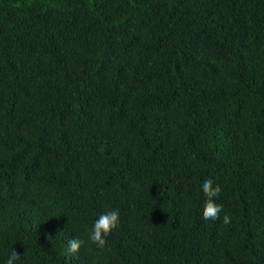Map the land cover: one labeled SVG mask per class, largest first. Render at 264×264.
I'll use <instances>...</instances> for the list:
<instances>
[{
	"label": "trees",
	"instance_id": "trees-1",
	"mask_svg": "<svg viewBox=\"0 0 264 264\" xmlns=\"http://www.w3.org/2000/svg\"><path fill=\"white\" fill-rule=\"evenodd\" d=\"M206 179L230 224L202 218ZM13 249L264 264V0H0V264Z\"/></svg>",
	"mask_w": 264,
	"mask_h": 264
},
{
	"label": "clouds",
	"instance_id": "clouds-1",
	"mask_svg": "<svg viewBox=\"0 0 264 264\" xmlns=\"http://www.w3.org/2000/svg\"><path fill=\"white\" fill-rule=\"evenodd\" d=\"M201 191L206 197L202 208V218L212 221L222 219L224 225L230 224L231 217L226 213L221 217L223 206L215 202L221 192V187L214 185L212 179H206L201 184ZM119 219L120 214L118 210H110L102 213L94 222L91 232L88 235V241L95 244L97 248L103 249L106 246V238L118 227ZM85 243V240L77 237L68 240L67 253L69 255L77 254ZM19 259L20 254L13 249L7 258L6 264H16V261Z\"/></svg>",
	"mask_w": 264,
	"mask_h": 264
}]
</instances>
